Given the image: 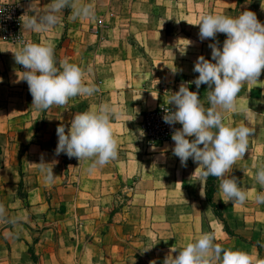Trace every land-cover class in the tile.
I'll use <instances>...</instances> for the list:
<instances>
[{
    "label": "crops",
    "instance_id": "0c3cea01",
    "mask_svg": "<svg viewBox=\"0 0 264 264\" xmlns=\"http://www.w3.org/2000/svg\"><path fill=\"white\" fill-rule=\"evenodd\" d=\"M19 2L24 6L28 0ZM151 42L147 46L129 43L124 46L123 57L95 66V78L102 90L100 104L122 109L123 115L112 121L118 142L117 157L102 168L89 171L90 161L73 162V158L64 153L55 154L57 126L64 124L67 131L71 118L79 111L76 103L70 100L66 118L48 130L50 108L42 111L32 105L27 83L17 76V71L23 70L22 66L15 63L12 52L7 50L19 44L15 40H0V49H3L0 51V204L5 208V216L0 217L3 223L0 248H6L11 264L29 258L32 242L38 249L35 254L43 259H56L60 263L63 257L79 255L80 264H92L101 255L93 242L95 236L93 240L86 239L79 252L78 248L67 246L68 242H75L78 234L73 226L76 228L80 219L97 221L87 215L95 210V203L101 204L100 217L106 218V210L117 205L116 194L125 189L123 182L127 181L131 182L129 201L112 217L108 215L107 221L113 228L121 229L122 237L131 233L128 236L137 238L135 246L145 235L151 236L155 264H163L173 245L179 246L201 232H214L225 246L264 259V203L254 201L260 188L253 179L254 165L264 164V71L257 81L245 83L236 97L238 106L251 112L255 133L249 138V150L233 165L232 175L247 189L250 197L243 204L232 201L226 204L220 198L216 179L213 202L222 206L224 222L206 198L207 178L197 181L198 163L189 158L187 165L182 166L179 158L172 154L174 142L171 136L162 141V146H155L147 153L124 150L129 137L128 120L131 119L124 113H148L163 106L170 107L167 104L170 91L178 90L182 81L193 80L198 75L193 72L196 59L200 55L211 58L208 47L211 40L199 44V54L190 47L185 48L182 42L170 55L165 42L156 46ZM181 47L191 53L181 54ZM172 67L176 68L175 73ZM89 68H85L87 75ZM157 72L163 87L141 89ZM203 85L198 90L195 84L189 87L206 96L207 89H201ZM152 94L157 97L153 98ZM89 108L92 107H85ZM225 117V122L233 126L245 123L243 115L236 112H227ZM178 127L182 125L178 123ZM42 156L46 162L55 161L52 182H46L40 171ZM71 163L75 169L73 173L69 169ZM111 173L116 174L118 186L111 181ZM16 217L23 219L10 223ZM90 233L95 234L93 230ZM104 254L102 251L105 258ZM20 257L21 261L18 260Z\"/></svg>",
    "mask_w": 264,
    "mask_h": 264
},
{
    "label": "clouds",
    "instance_id": "9594fccd",
    "mask_svg": "<svg viewBox=\"0 0 264 264\" xmlns=\"http://www.w3.org/2000/svg\"><path fill=\"white\" fill-rule=\"evenodd\" d=\"M260 2L264 9V0ZM24 8L19 18L22 31L37 33L55 28L66 11L71 13L69 19L72 20L91 19L96 13L88 0H47L43 6L41 0H28ZM4 11V7L0 8V13ZM192 24L199 25L201 41L211 40L208 45L211 58L200 55L193 67V72L198 75L193 80L182 81L178 90L170 91L167 100L170 107L164 110L162 119L174 128L171 151L182 166L187 165L189 158L198 163L195 170L197 181L216 177L220 198L226 204L229 201L243 204L249 200L250 194L240 186L232 170L238 158L249 150V138L254 135L255 128L251 112L238 106L236 97L245 83L257 81L264 71V21L249 9L236 15L205 12L199 22ZM218 33L226 36L222 46L216 39ZM7 50L12 52L15 63L22 66L23 70L17 71V76L27 83L36 109L43 111L53 105L65 106L70 98L90 97L99 91L94 82L84 79L85 69L78 63L68 58L57 59L55 45L50 41L25 39L19 46ZM180 52L184 54L185 48L181 47ZM171 70L176 72L174 67ZM191 84H195L197 90L202 84L208 86L205 99L199 96L198 91L190 90ZM227 112L243 115L245 123L235 126L226 123ZM122 115V109L107 103L74 113L67 131L64 124L57 126L55 154L64 153L79 161H90L89 171L102 168L118 155L112 121ZM177 123L182 127H175ZM54 163L41 157L40 171L46 182L54 181ZM254 168L253 179L260 188L254 201L264 203V164H255ZM4 216L5 208L0 204V217ZM22 219L16 217L10 223L15 224ZM163 264H264V259L255 258L248 251L225 246L217 240L214 232H201L179 246L173 245Z\"/></svg>",
    "mask_w": 264,
    "mask_h": 264
},
{
    "label": "rangeland",
    "instance_id": "374dc122",
    "mask_svg": "<svg viewBox=\"0 0 264 264\" xmlns=\"http://www.w3.org/2000/svg\"><path fill=\"white\" fill-rule=\"evenodd\" d=\"M46 1H41L43 6ZM95 9V17L91 19H69L70 12L62 15L60 24L47 32H26L22 31L20 16L25 8L17 1L0 0V8H5L0 13V40L17 41L20 44L23 40H31L33 42L50 41L55 45V55L57 59L68 58L72 62L78 63L83 69L89 66L88 75L84 71L85 80L94 82L99 91L90 97H74L70 98L76 103L79 111L87 110L85 107H98L101 103L102 90L96 81L94 69L96 64H101L112 59H119L125 55L124 46L129 43H138L147 46L149 41L156 46L158 43L165 42L169 47V55L174 52L175 46L182 43L185 48L190 47L198 54L200 53L199 25L192 24L199 22L200 17L205 12H219L227 15H236L243 10H252L256 12L259 20L264 21V9L261 8L260 0H88ZM10 6V7H8ZM110 9V10H109ZM16 30V37H10L9 30ZM158 30H163L159 32ZM226 38L224 33H218L216 39L220 45ZM190 41V43H189ZM189 43V44H188ZM188 44V45H187ZM149 45V44H148ZM151 46V45H150ZM186 53H191L186 49ZM148 54V53H147ZM150 56V54H149ZM147 57V56H146ZM163 87L159 74L154 73L153 78L147 85L141 89ZM204 84L201 89H207ZM202 99L206 96L200 95ZM69 101L65 106L53 105L50 107L48 117L49 127L59 120H64L68 113ZM78 111V112H79ZM149 113V112H148ZM148 113L127 111L124 115L131 117L128 120V135L126 138V149L132 151L136 149L139 152L147 153L153 147L162 146V140L158 138L159 124L157 122H146ZM128 117V118H129ZM149 121H151L149 119ZM178 123L175 125L177 127ZM149 127L153 132H149ZM143 132V135L140 133ZM73 162H79L78 158L72 157ZM78 164V163H77ZM69 167L74 172V165ZM68 168V167H67ZM111 181L118 186L115 173H111ZM131 181V180H130ZM131 184V182H130ZM129 181L123 182L125 189H121L120 194H116L117 205L114 209L111 207L106 210V216L113 215L122 206L127 205L129 201L130 188ZM123 187V188H124ZM97 194L99 193L98 190ZM59 193V197H61ZM98 196V195H95ZM97 202V201H96ZM101 204L95 203V210L87 215L97 218V221L80 219L79 224L73 226L75 233L74 243L68 242V247H75L79 252L83 249L82 244L86 239L93 240L94 245L101 250V255L95 258L92 264H152L155 261L154 244L150 243L151 236L145 235L138 246H135L138 239L134 236L122 237L118 228L107 221V217H100L99 211ZM57 209H61L57 207ZM94 214V215H92ZM3 223L0 221V233ZM93 230V235L90 231ZM108 233H110L108 235ZM37 237H35L36 241ZM151 247V248H150ZM148 248V249H147ZM147 249V250H145ZM29 258L26 257L24 262L16 264H80L79 255L63 257L60 263L56 259H43L35 253L38 251L35 242L29 245ZM120 251V253L118 252ZM105 252V258L102 256ZM22 260V258H18ZM124 262V263H123ZM126 262V263H125ZM0 264H11L6 248H0ZM81 264H84L82 262Z\"/></svg>",
    "mask_w": 264,
    "mask_h": 264
},
{
    "label": "built area",
    "instance_id": "2783aa9c",
    "mask_svg": "<svg viewBox=\"0 0 264 264\" xmlns=\"http://www.w3.org/2000/svg\"><path fill=\"white\" fill-rule=\"evenodd\" d=\"M10 7V6H8ZM9 36L10 37H16V30H9ZM169 106H163L161 108H158L156 110H153L151 112H149V116H146V122L148 125H150V122H157L159 124V130H158V136H160L158 139L159 140H166L169 139L171 136V133L173 131V126H170L169 124L165 123L162 119L163 115H164V110L166 108H168ZM149 119L151 121H149ZM149 132H153V130L149 127Z\"/></svg>",
    "mask_w": 264,
    "mask_h": 264
},
{
    "label": "trees",
    "instance_id": "16d2710c",
    "mask_svg": "<svg viewBox=\"0 0 264 264\" xmlns=\"http://www.w3.org/2000/svg\"><path fill=\"white\" fill-rule=\"evenodd\" d=\"M216 177L214 176H209L207 177V181H206V198L209 201V203L212 205L215 213L217 214V216L225 222V217H224V212H223V208L222 206H220L219 204H216L215 202H213V195L215 192V188H216ZM29 253H31V255L33 256V253L31 250H29Z\"/></svg>",
    "mask_w": 264,
    "mask_h": 264
}]
</instances>
